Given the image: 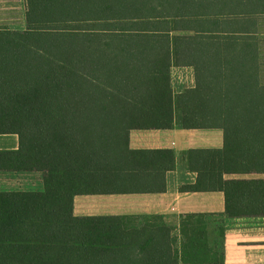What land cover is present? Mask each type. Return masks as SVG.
<instances>
[{
    "label": "trees",
    "instance_id": "16d2710c",
    "mask_svg": "<svg viewBox=\"0 0 264 264\" xmlns=\"http://www.w3.org/2000/svg\"><path fill=\"white\" fill-rule=\"evenodd\" d=\"M264 0H26L27 29L0 32V170L40 172L41 192H0V264H225L224 217H264ZM191 66L180 94L171 68ZM222 129L183 153L181 192H223L225 211L76 216L75 198L160 194L174 151L130 147L132 130ZM240 176L239 178H229Z\"/></svg>",
    "mask_w": 264,
    "mask_h": 264
},
{
    "label": "crops",
    "instance_id": "0c3cea01",
    "mask_svg": "<svg viewBox=\"0 0 264 264\" xmlns=\"http://www.w3.org/2000/svg\"><path fill=\"white\" fill-rule=\"evenodd\" d=\"M26 29V0H0V32H24ZM256 29L253 37L258 42L259 76L264 84V18L258 19ZM171 85L176 94L195 88L194 68L172 67ZM223 145L222 129H184L180 115L171 129L132 130V149L174 151L176 167L166 175V192L78 196L75 198L74 213L76 216H128L138 223L143 218L161 216L178 233L186 215L221 218L225 211L223 192L186 193L180 188L197 182V174L187 169L183 153L191 149H220ZM18 148V135L0 134V152L16 151ZM43 189L40 172L0 170V192H41ZM223 219L225 264H264V217Z\"/></svg>",
    "mask_w": 264,
    "mask_h": 264
},
{
    "label": "rangeland",
    "instance_id": "374dc122",
    "mask_svg": "<svg viewBox=\"0 0 264 264\" xmlns=\"http://www.w3.org/2000/svg\"><path fill=\"white\" fill-rule=\"evenodd\" d=\"M220 219L221 218H219V217H211V219L208 220L211 223V227L210 228H211L212 231L216 229ZM215 233L217 234L216 230H215Z\"/></svg>",
    "mask_w": 264,
    "mask_h": 264
}]
</instances>
